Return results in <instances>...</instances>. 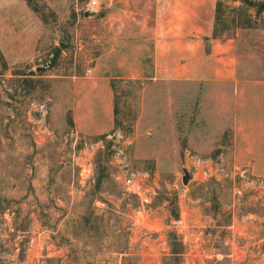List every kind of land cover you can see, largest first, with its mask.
I'll list each match as a JSON object with an SVG mask.
<instances>
[{"label": "rangeland", "instance_id": "rangeland-1", "mask_svg": "<svg viewBox=\"0 0 264 264\" xmlns=\"http://www.w3.org/2000/svg\"><path fill=\"white\" fill-rule=\"evenodd\" d=\"M33 1L45 22L25 0H0V264H264V162H232L228 150L211 146L201 155L158 136L152 146L136 144L129 121L143 79L111 81L124 127L75 139L73 82L130 76L117 57L141 53L129 43L122 52L116 31L156 25L151 7ZM222 2L241 18L218 39L235 37L243 73L264 77V11ZM100 140L103 147L92 151ZM125 163L140 172V196L123 184ZM183 167L194 174L187 185ZM170 234L181 244L180 262L171 259Z\"/></svg>", "mask_w": 264, "mask_h": 264}, {"label": "crops", "instance_id": "crops-1", "mask_svg": "<svg viewBox=\"0 0 264 264\" xmlns=\"http://www.w3.org/2000/svg\"><path fill=\"white\" fill-rule=\"evenodd\" d=\"M122 1L147 4L157 23L116 31L122 52L129 43L141 53L117 57L118 66L132 68L130 76L73 82L74 131L91 137L114 130L111 81L143 79L132 132L136 144L147 139L152 146L158 136L201 155H210L211 146L228 150L224 155L232 162H264V77L243 73L235 37L213 38L217 0Z\"/></svg>", "mask_w": 264, "mask_h": 264}, {"label": "trees", "instance_id": "trees-1", "mask_svg": "<svg viewBox=\"0 0 264 264\" xmlns=\"http://www.w3.org/2000/svg\"><path fill=\"white\" fill-rule=\"evenodd\" d=\"M27 5L30 7V9L32 11H34L35 13H37L41 19L45 22V18H43V14L40 10V8L38 7V5L33 1V0H25ZM246 4H250L251 6H256L257 7V11L261 12L264 11V5L260 6L258 4H251L248 2V0H240ZM241 18V16H237L235 15V13L231 14V13H227L222 0H217L216 2V8H215V19H214V28H213V33L212 36L213 38H219L222 35H224L227 31L230 30V26L229 23L234 24L235 22H238L239 19ZM242 27L246 28L249 27L248 25H243ZM57 60V57L56 59ZM122 94V93H121ZM120 94V95H121ZM117 94H115V101H114V126L115 129H121L122 127H124V123H122L119 119H118V114L120 113V110L118 108V101L121 99L120 96H116ZM123 96V94H122ZM137 111L133 113L132 118L130 119L129 123H131V126L133 125V123L136 121L137 119ZM130 126V127H131ZM113 142L109 141L107 142V144H105L104 149H107V151L110 150L111 144ZM95 167L101 168L103 166H101L100 164H97V166L95 165ZM105 170H100V176H98V180H97V188L100 187L103 177H105L104 175ZM216 180V179H214ZM218 180V179H217ZM219 181V180H218ZM173 204V203H171ZM172 217L177 220L179 218V213L177 211V208L174 209ZM170 247H171V259L175 262H180V258L182 255V251H181V244H179L177 242V238L175 234H170Z\"/></svg>", "mask_w": 264, "mask_h": 264}, {"label": "built area", "instance_id": "built-area-1", "mask_svg": "<svg viewBox=\"0 0 264 264\" xmlns=\"http://www.w3.org/2000/svg\"><path fill=\"white\" fill-rule=\"evenodd\" d=\"M91 4L92 5H96L97 4V0H92ZM74 136H75V139L77 140L78 134L76 132L74 133ZM103 144H104V142H102V140H100V141H98V142H96L94 144H91L89 148L92 151H94V148H97V149L100 148V147L102 148ZM84 145L86 146L85 142H84ZM191 158L194 159V161L198 165L202 164L204 162H208L207 159H201V158H198L196 156H191ZM90 166L91 165L88 164V167H87L88 171H90ZM124 167H125V169H124L125 174H124V177H123V184L126 186V189L128 191H132L133 193H135L138 196H140V193L143 192V190L145 188L142 183H138V182L135 181V176L139 175L140 172L131 169L127 163L124 164ZM89 173H91V172H89ZM89 173L87 175H83V177L85 179H88L89 178ZM142 175H148V173L143 172ZM225 177H227V176H225ZM260 185H262V184L260 183ZM145 203H148L147 199H145Z\"/></svg>", "mask_w": 264, "mask_h": 264}, {"label": "water", "instance_id": "water-1", "mask_svg": "<svg viewBox=\"0 0 264 264\" xmlns=\"http://www.w3.org/2000/svg\"><path fill=\"white\" fill-rule=\"evenodd\" d=\"M87 15V13L85 14ZM42 68H37L36 71L39 72L41 71ZM183 176H182V183L183 185H187L192 179H193V172L189 171L187 168L183 167Z\"/></svg>", "mask_w": 264, "mask_h": 264}]
</instances>
